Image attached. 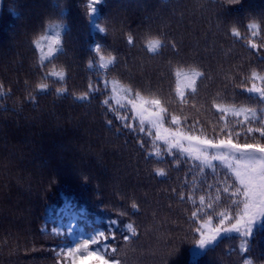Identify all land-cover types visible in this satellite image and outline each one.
<instances>
[{"label": "trees", "instance_id": "trees-1", "mask_svg": "<svg viewBox=\"0 0 264 264\" xmlns=\"http://www.w3.org/2000/svg\"><path fill=\"white\" fill-rule=\"evenodd\" d=\"M85 5L0 0V264H72L68 250L100 233L115 237L107 243L117 264H264V220L190 262L198 228L235 222L239 182L221 162L156 140L128 103L136 93L159 99L163 128L218 139L227 124L236 142L264 143L247 133L261 126L264 102L245 91L264 86V0H101L92 14ZM152 39L163 42L155 53ZM109 53L115 60L103 67ZM192 69L203 76L194 93L182 86V102L176 85ZM233 106L254 110V122L252 112L220 111Z\"/></svg>", "mask_w": 264, "mask_h": 264}, {"label": "snow or ice", "instance_id": "snow-or-ice-1", "mask_svg": "<svg viewBox=\"0 0 264 264\" xmlns=\"http://www.w3.org/2000/svg\"><path fill=\"white\" fill-rule=\"evenodd\" d=\"M229 4H237L239 0H227ZM101 3V0H86L85 12L92 14L96 10V6ZM101 32L107 33L106 26L97 25ZM253 29L252 34L255 36L257 24L254 22L251 25ZM232 34L239 36V33L233 29ZM128 43L133 42L131 35L128 36ZM55 43H59L58 40ZM37 47H39V41H37ZM163 47V42L160 39H152L146 45L147 51L155 53L158 49ZM249 47L255 50H259L256 44H250ZM51 47L49 51H51ZM96 51L100 52L101 47L97 45ZM41 59H45L43 53ZM115 57L111 53L108 54L107 59L101 57V65L107 67L108 64H112ZM59 79L63 80L65 73L63 69L59 72H55ZM185 75L177 73V76ZM257 73H252L253 81L257 78ZM203 76V73L196 69H192L190 74L185 75L184 81H178L176 85V95L181 97L184 102V93L182 86L191 88L192 92L196 91V78ZM261 83L264 84V76L259 77ZM48 85L40 84L38 89H46ZM249 93H256L258 97L264 102V86L258 87L255 83L251 87L245 88ZM59 92H64V88L58 89ZM128 103L132 106V110L135 115L140 117V123L143 125L147 120L152 127L156 128V140H164L165 144L169 146V149L175 148L183 153H186L189 157L199 160L201 163L211 165L212 161H219L221 164L232 170V174L239 182L236 192L233 195L243 197L235 201L236 208L238 209L236 215L232 218L235 220L231 223L229 228L217 227L215 229L198 228L197 231L201 233V239L199 245L205 246L216 240L217 236L223 232L237 231L242 232L244 236H248L251 233L252 224L254 221L264 216V143L253 142V143H239L233 139L231 130H228L227 124L221 129L224 135L221 138L214 139L208 138L203 135H192L191 128L186 134L180 130H173L163 128V124L166 118L167 109L161 107V101L159 99H148L140 96L136 93L135 98L129 99ZM220 111H231L232 115L239 116L241 112L248 111L253 113V120H248L251 124L254 122L255 113L252 109H238L233 106L231 109H220ZM247 120V116L245 117ZM171 123L174 125L180 124V118L176 115L171 116ZM260 127L253 128L247 127V133L258 132L261 139H264V117L260 119ZM141 131L144 129L141 128ZM161 130L165 135L161 134ZM239 136V133H236ZM187 145V146H185ZM171 154V152H170ZM157 155H159L157 153ZM157 175H164L163 170H157ZM203 201V197H201ZM242 205V207H241ZM132 208L136 209L137 205L132 204ZM194 217L197 213L192 214ZM220 225L223 226L225 220H228V213H221ZM113 223H116L115 221ZM127 228L134 232L132 224H128ZM115 239L114 236L109 237L107 233H100L99 236L93 240L83 241L77 248L69 249L67 256L72 259V264H84V261H94L95 264H117L116 261L112 260L108 253L109 251H115V249H109L108 239ZM97 245L94 249L89 250V245ZM241 250H245V246L241 244ZM83 250V252H81ZM74 253H81L75 255ZM242 264H251V261L247 259L242 260Z\"/></svg>", "mask_w": 264, "mask_h": 264}, {"label": "rangeland", "instance_id": "rangeland-1", "mask_svg": "<svg viewBox=\"0 0 264 264\" xmlns=\"http://www.w3.org/2000/svg\"><path fill=\"white\" fill-rule=\"evenodd\" d=\"M251 86H252V85H251ZM251 86H250V87H251ZM245 91H246V90H245ZM246 92H247V91H246ZM248 93H249V92H248ZM249 94L258 97V95H257L256 93H249ZM258 98H259V97H258ZM136 117L140 119L139 116L136 115ZM145 123H147V124H149V125L151 126V124L148 123L147 120L145 121ZM151 127H152V126H151ZM152 128L156 131V128H154V127H152ZM161 134H162V135H165V133H163L162 130H161ZM162 141H164V140H162ZM185 146H187V145H185ZM173 149H175V148H173ZM198 161H199V160H198ZM212 162H213V161H212ZM263 220H264V216H261L259 219H257L256 221H254L253 224H252V228H253L255 225L259 224V223H260L261 221H263ZM229 227H230V226H228V227H223V228H229ZM203 228H204L205 230H207V229H213L212 226H211L210 224L204 225ZM252 228H251V229H252ZM229 234H239V235L244 236V235L242 234V232L240 233V232H237V231H231V232H223V231H222V232L217 236L216 240H217L218 238L222 237V236L229 235ZM200 235H201V233H200ZM248 236H249V235H248ZM248 236H244V237H248ZM216 240H215V241H216ZM215 241H213V242H211V243H209V244H206V245L203 246V247H201V246L199 245V243H197L196 245H194V246L190 249V262H191V263L194 262V261L196 260V258H197L198 256H200V255L203 253V251L205 250V248L208 247V246H210V245H212Z\"/></svg>", "mask_w": 264, "mask_h": 264}, {"label": "clouds", "instance_id": "clouds-1", "mask_svg": "<svg viewBox=\"0 0 264 264\" xmlns=\"http://www.w3.org/2000/svg\"><path fill=\"white\" fill-rule=\"evenodd\" d=\"M247 260L251 261V264H256L254 258H252V257H248Z\"/></svg>", "mask_w": 264, "mask_h": 264}]
</instances>
